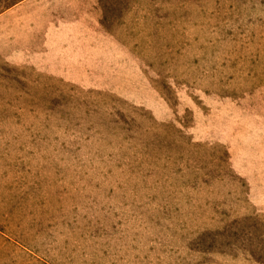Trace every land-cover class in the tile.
Listing matches in <instances>:
<instances>
[{"label":"rangeland","instance_id":"1","mask_svg":"<svg viewBox=\"0 0 264 264\" xmlns=\"http://www.w3.org/2000/svg\"><path fill=\"white\" fill-rule=\"evenodd\" d=\"M0 264H264V0H0Z\"/></svg>","mask_w":264,"mask_h":264},{"label":"crops","instance_id":"2","mask_svg":"<svg viewBox=\"0 0 264 264\" xmlns=\"http://www.w3.org/2000/svg\"><path fill=\"white\" fill-rule=\"evenodd\" d=\"M36 0H20V11L21 8H28V6H30V4H34Z\"/></svg>","mask_w":264,"mask_h":264}]
</instances>
